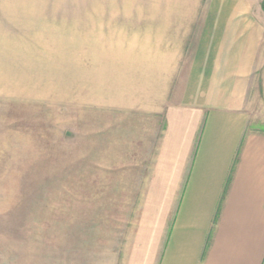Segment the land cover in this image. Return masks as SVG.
Segmentation results:
<instances>
[{"label": "crops", "instance_id": "0c3cea01", "mask_svg": "<svg viewBox=\"0 0 264 264\" xmlns=\"http://www.w3.org/2000/svg\"><path fill=\"white\" fill-rule=\"evenodd\" d=\"M94 1L130 43L115 106L149 132L125 142L143 198L114 264H264V0Z\"/></svg>", "mask_w": 264, "mask_h": 264}, {"label": "rangeland", "instance_id": "374dc122", "mask_svg": "<svg viewBox=\"0 0 264 264\" xmlns=\"http://www.w3.org/2000/svg\"><path fill=\"white\" fill-rule=\"evenodd\" d=\"M94 7L0 0V264H114L139 229L141 166L123 152L149 132L115 106L130 43Z\"/></svg>", "mask_w": 264, "mask_h": 264}]
</instances>
